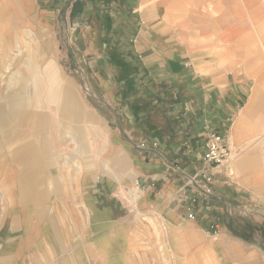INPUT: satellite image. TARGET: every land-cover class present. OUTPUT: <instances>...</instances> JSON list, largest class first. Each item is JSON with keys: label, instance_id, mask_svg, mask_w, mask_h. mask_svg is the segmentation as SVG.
<instances>
[{"label": "crops", "instance_id": "0c3cea01", "mask_svg": "<svg viewBox=\"0 0 264 264\" xmlns=\"http://www.w3.org/2000/svg\"><path fill=\"white\" fill-rule=\"evenodd\" d=\"M0 97V264H264V0H0Z\"/></svg>", "mask_w": 264, "mask_h": 264}, {"label": "rangeland", "instance_id": "374dc122", "mask_svg": "<svg viewBox=\"0 0 264 264\" xmlns=\"http://www.w3.org/2000/svg\"><path fill=\"white\" fill-rule=\"evenodd\" d=\"M68 24V23H67ZM66 24V22L64 21V27L60 26V30H59V41L61 44V51L64 53V56L62 57V63L64 64V69L69 72L71 75H74L75 79L78 80L77 82L80 84L84 97L86 99V103L87 105L96 108V109H101L104 110L103 106H100L99 103V99L95 96V94L92 92L91 86L89 85V83H87L83 71L81 70V66L79 67V63H78V59L80 60V65H85L86 63H88V59L86 57H84L83 55H81L80 53V49L78 47L77 41H76V37L74 35V33L72 32V29L70 27H67L68 25ZM1 101H3V99L0 97V104ZM21 104L24 106L25 105V99L22 98ZM46 118V117H45ZM38 121L39 122H44L45 119L42 118L40 115L38 116ZM56 125V124H55ZM56 127V126H55ZM4 191L5 186H4ZM8 192H11L13 190H7ZM7 194V192H6ZM14 198L16 200V196L13 192ZM2 201H5L2 199ZM6 203V201L4 202ZM9 205L10 202L8 203ZM231 221V219L229 220V222ZM226 223L225 227L228 229L229 232H231L233 235L235 236H241L243 237L241 234H245V233H253V230H251V226L246 227L249 228L246 230V228H242L240 225L238 224H234V223ZM251 233V234H252Z\"/></svg>", "mask_w": 264, "mask_h": 264}, {"label": "built area", "instance_id": "2783aa9c", "mask_svg": "<svg viewBox=\"0 0 264 264\" xmlns=\"http://www.w3.org/2000/svg\"><path fill=\"white\" fill-rule=\"evenodd\" d=\"M203 162L206 165V168H215L221 165H226L230 161V148L225 142L223 136L216 131H210L207 134L205 150L202 156ZM200 176L206 181L209 182L211 176L207 173L194 174L189 182L195 183L198 182Z\"/></svg>", "mask_w": 264, "mask_h": 264}, {"label": "bare ground", "instance_id": "6f19581e", "mask_svg": "<svg viewBox=\"0 0 264 264\" xmlns=\"http://www.w3.org/2000/svg\"><path fill=\"white\" fill-rule=\"evenodd\" d=\"M32 39V38H31ZM32 41V40H31ZM36 56V55H35ZM30 57H31V55H30ZM32 68V67H31ZM30 69V68H29ZM24 87V86H23ZM72 108V107H71ZM7 110V109H6ZM5 186V191L3 190V195H2V199L3 200H5L7 203H9L10 201L11 202H13V200H15V198H14V195H13V193L11 194V192H8L7 191V188H6V185H4ZM4 189V188H3ZM1 190V189H0ZM6 192H7V194H6ZM10 202V203H11ZM203 261H205V260H203ZM212 262H213V260H212ZM205 263V262H204ZM210 263V262H209Z\"/></svg>", "mask_w": 264, "mask_h": 264}, {"label": "trees", "instance_id": "16d2710c", "mask_svg": "<svg viewBox=\"0 0 264 264\" xmlns=\"http://www.w3.org/2000/svg\"><path fill=\"white\" fill-rule=\"evenodd\" d=\"M231 223H234V224H237V221L236 220H232L231 219V221H230ZM242 228H243V226L242 225H240ZM242 236H244L245 234H241Z\"/></svg>", "mask_w": 264, "mask_h": 264}]
</instances>
